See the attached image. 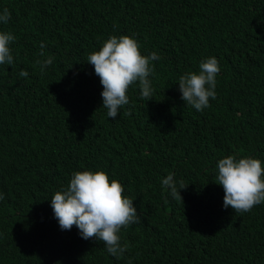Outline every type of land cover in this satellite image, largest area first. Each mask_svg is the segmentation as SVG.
<instances>
[{
	"label": "trees",
	"instance_id": "1",
	"mask_svg": "<svg viewBox=\"0 0 264 264\" xmlns=\"http://www.w3.org/2000/svg\"><path fill=\"white\" fill-rule=\"evenodd\" d=\"M5 8L0 32L16 39L13 64L0 65V264H264V202L225 209L216 168L228 155L264 167V0H0ZM113 35L160 57L152 100L131 85L115 120L86 61ZM48 57L42 72L36 61ZM209 57L216 98L197 111L179 77ZM84 170L118 180L140 217L118 233L129 245L119 259L54 217L50 198ZM169 174L186 185L182 201L162 185Z\"/></svg>",
	"mask_w": 264,
	"mask_h": 264
},
{
	"label": "clouds",
	"instance_id": "2",
	"mask_svg": "<svg viewBox=\"0 0 264 264\" xmlns=\"http://www.w3.org/2000/svg\"><path fill=\"white\" fill-rule=\"evenodd\" d=\"M11 14L7 8L0 12V24H8ZM16 37L11 32H0V65H12L13 56L9 45ZM40 56H44L40 45ZM53 57L36 63L41 71L53 62ZM156 52L144 56L138 42L127 35H113L103 42L98 51L88 54L86 61L91 64L94 73L102 85V106L107 116L116 119L120 109L129 103L127 95L131 85L139 83L140 98L152 100L153 88L150 76L154 68L150 61L159 60ZM220 72L218 60L209 57L200 61L199 72H187L179 77L181 99L197 111L209 107V100L216 98V76ZM26 71L19 76L27 77ZM217 184L222 186L223 207H231L235 213L250 212L254 206L264 202V167L256 158L232 155L219 159L216 163ZM162 185L170 190L173 198L182 201L180 189L176 187L174 174L162 179ZM124 186L102 170L76 171L66 189L56 191L50 198L55 219L61 230H71L75 226L81 238H95L102 241L109 254L121 258L129 245H121L118 233L131 224L140 223V217L133 200L124 195ZM4 194L0 192V200ZM131 264V261H129Z\"/></svg>",
	"mask_w": 264,
	"mask_h": 264
}]
</instances>
